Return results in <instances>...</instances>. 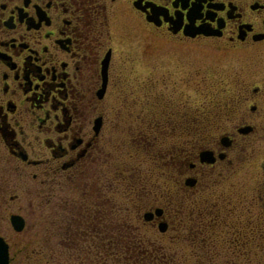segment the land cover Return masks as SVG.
Wrapping results in <instances>:
<instances>
[{
	"label": "flooded vegetation",
	"instance_id": "1",
	"mask_svg": "<svg viewBox=\"0 0 264 264\" xmlns=\"http://www.w3.org/2000/svg\"><path fill=\"white\" fill-rule=\"evenodd\" d=\"M186 24L204 26L208 33L187 35ZM138 28L144 29V45L151 42L150 53L158 48L156 36L183 44L188 53L189 45L203 43L220 52L229 68L241 59L226 85L230 93L210 104L213 109L205 105L204 113H191L183 104L162 107L161 116L155 115L158 107L150 115H127L128 105L143 100L157 106L153 91L171 84L156 67L145 76L137 70L143 53L133 45L127 51V41ZM220 119L232 124L222 128ZM127 122L141 124L117 138V125L126 129ZM259 122H264V0H0V187H19L48 200L54 188L75 186L86 174L92 201L97 190L107 193L112 184L138 195L143 180L132 163L141 151L162 178L192 191L209 169L222 172L232 164L238 139L247 142ZM177 123V141L166 145ZM208 124L218 131L207 132ZM245 125L249 130L240 131ZM203 149L212 162L200 159ZM188 176L195 178L193 187L184 183ZM256 181L254 194L264 198V177ZM147 193L155 198L157 190ZM5 198L0 193V236L11 264L12 211ZM160 218L168 222L165 206L162 217L150 222Z\"/></svg>",
	"mask_w": 264,
	"mask_h": 264
},
{
	"label": "rangeland",
	"instance_id": "2",
	"mask_svg": "<svg viewBox=\"0 0 264 264\" xmlns=\"http://www.w3.org/2000/svg\"><path fill=\"white\" fill-rule=\"evenodd\" d=\"M143 30L138 28L136 35L128 39L127 51H132L133 45L137 52L143 53L142 61L136 63L140 74L145 76L156 67L158 76L169 78L171 84L166 88L159 84L153 91L158 95L157 106L153 101L143 100L128 105L127 115H150L158 107L155 115L161 116L162 107L176 110L183 104L191 113H204L201 109L205 105L207 110L213 109L210 104L221 102L230 93L226 85L239 70L241 59L236 60L234 68H229L220 52L210 51L203 43L189 45L188 53L182 51L186 50L182 49L183 44L156 36L158 48L150 53L151 42L144 45ZM146 91L143 88L142 92ZM121 114H125L123 107ZM217 123L222 128L232 124L224 119ZM138 124L141 123L127 122L124 129L119 123L116 137L126 138ZM257 124L255 133L245 137L247 142H237L239 147L231 155L232 164L222 172L209 169L192 191H183L178 183L162 178L161 170L151 166L141 151L132 163L139 165L137 172L143 180L142 193L138 195L112 184L107 193L97 190L98 196L92 201V182L86 174L75 186L54 188L48 200L19 187L1 186L0 193L10 201L7 211L20 212L26 218L21 231H14L7 222L13 242L11 264H264V214L257 213L264 210V198L254 194L256 180L264 177V122ZM175 128L172 136L164 139L166 145L177 141L181 123ZM206 130L215 133L218 127L208 124ZM174 176L178 178L177 174ZM150 189L157 190L155 198L148 196ZM156 204L165 206L169 218L165 232L158 231L155 220L142 218V213ZM208 204L212 209H205L207 215L215 213L212 217L205 213L201 221L205 226L195 227L191 210L204 209ZM227 207L234 213L228 212ZM253 211L255 217H250ZM177 213L185 215L181 218ZM206 220L211 224L207 225Z\"/></svg>",
	"mask_w": 264,
	"mask_h": 264
},
{
	"label": "water",
	"instance_id": "3",
	"mask_svg": "<svg viewBox=\"0 0 264 264\" xmlns=\"http://www.w3.org/2000/svg\"><path fill=\"white\" fill-rule=\"evenodd\" d=\"M208 30H206V28L204 26H193L191 24H186L185 27H184V33L186 34H189V35H195L196 33H199V32H203V33H208L207 32ZM241 131H248V127H243L242 129H240ZM224 139V138H222ZM201 159H210V157L207 156V153L206 152H203L201 154ZM194 182V179L193 178H187L186 179V183L192 185ZM156 212L159 213L160 211L158 209H156ZM152 216V213L151 212H146L144 214V217L146 219H149L150 217ZM11 221H12V224L14 226L15 229H21L22 226H23V219L20 215L18 214H12L11 215ZM165 223L163 222H160L159 223V228L161 230H164L165 229ZM0 264H7V250H6V245H4L2 242H1V239H0Z\"/></svg>",
	"mask_w": 264,
	"mask_h": 264
},
{
	"label": "trees",
	"instance_id": "4",
	"mask_svg": "<svg viewBox=\"0 0 264 264\" xmlns=\"http://www.w3.org/2000/svg\"><path fill=\"white\" fill-rule=\"evenodd\" d=\"M192 209V208H191ZM196 209V207H194V210H191V215H192V217L194 218V220H195V227H202V226H205L204 224L202 225V223L204 222H201L202 221V218L204 217V215H205V213H206V211H205V209H202L201 207L197 210H195ZM213 213H215V212H213ZM213 213H210L209 214V216L211 215V217H212V215H213ZM186 214V216H188L189 215V212H186L185 213ZM185 214H181V215H179L178 213H177V216L178 217H183ZM206 224H209L210 223V221L208 220V223L207 222H205ZM211 224V223H210Z\"/></svg>",
	"mask_w": 264,
	"mask_h": 264
},
{
	"label": "bare ground",
	"instance_id": "5",
	"mask_svg": "<svg viewBox=\"0 0 264 264\" xmlns=\"http://www.w3.org/2000/svg\"><path fill=\"white\" fill-rule=\"evenodd\" d=\"M210 133H212V131H210ZM241 139H242V138L238 139V141L241 142V141H240ZM164 178H165V177H164ZM166 184H168V181H167L164 185H166Z\"/></svg>",
	"mask_w": 264,
	"mask_h": 264
}]
</instances>
